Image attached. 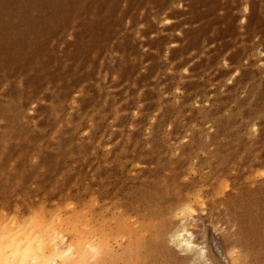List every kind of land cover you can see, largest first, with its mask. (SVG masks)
<instances>
[{"label": "rangeland", "instance_id": "1", "mask_svg": "<svg viewBox=\"0 0 264 264\" xmlns=\"http://www.w3.org/2000/svg\"><path fill=\"white\" fill-rule=\"evenodd\" d=\"M10 249L264 264V0H0Z\"/></svg>", "mask_w": 264, "mask_h": 264}, {"label": "bare ground", "instance_id": "2", "mask_svg": "<svg viewBox=\"0 0 264 264\" xmlns=\"http://www.w3.org/2000/svg\"><path fill=\"white\" fill-rule=\"evenodd\" d=\"M42 216V215H41ZM83 219V218H82ZM73 226V225H72ZM66 227V226H65ZM83 227V226H82ZM40 228V227H39ZM67 229V228H66ZM72 230V229H71ZM88 230V229H87ZM100 231V230H99ZM78 232V231H77ZM181 234V233H180ZM86 235V234H85ZM95 235V234H94ZM179 235V234H178ZM180 238V237H179ZM185 239V238H184ZM183 239V240H184ZM181 240H182V237H181ZM182 240V241H183ZM29 242V241H28ZM28 242H27V244H28ZM37 243V242H36ZM36 243H35V245H36ZM80 243V242H79ZM184 243H189V241H186V239L184 240ZM16 244H17V242H16ZM31 243L29 242V245H30ZM33 244V243H32ZM82 244V243H81ZM94 244V243H93ZM99 244V243H98ZM18 245H19V243H18ZM14 246H15V244H14ZM21 246V245H20ZM31 246V245H30ZM32 246H34V245H32ZM53 247V246H52ZM82 247V246H81ZM28 248V247H27ZM95 248V247H94ZM13 249H15V248H13ZM37 249V248H36ZM54 249V248H53ZM11 250V249H10ZM9 250V251H10ZM55 251H56V249H54ZM40 251V250H39ZM47 252V251H46ZM86 252V251H85ZM18 252H15V251H13L12 252V250L10 251V253H2V252H0V264H28V261H30V263L31 264H48V263H52L53 262V259L50 257V259H48L49 258V256L50 255H48V256H46V255H44V256H46V257H43V255H40V257H39V255L37 254V253H34L33 254V256L31 255V257H32V260L31 259H29L28 260V257L30 258V255L29 256H27L26 257V255H24V254H20L21 256L19 257L18 256V254H17ZM22 253V252H21ZM28 254V253H27ZM87 254V253H86ZM48 257V258H47ZM53 257V256H52ZM88 259V258H87ZM33 262V263H32Z\"/></svg>", "mask_w": 264, "mask_h": 264}]
</instances>
